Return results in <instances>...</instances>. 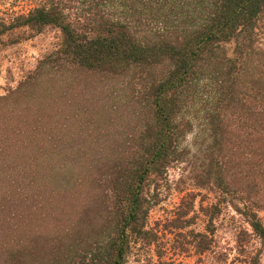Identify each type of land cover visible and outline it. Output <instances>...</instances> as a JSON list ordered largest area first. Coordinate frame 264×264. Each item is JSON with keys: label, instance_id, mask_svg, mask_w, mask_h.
Returning <instances> with one entry per match:
<instances>
[{"label": "trees", "instance_id": "trees-1", "mask_svg": "<svg viewBox=\"0 0 264 264\" xmlns=\"http://www.w3.org/2000/svg\"><path fill=\"white\" fill-rule=\"evenodd\" d=\"M60 4L46 0L9 25L0 21V37L20 26L61 27L59 52L67 61L72 53L79 67L118 86L108 93L112 101L81 106L88 114L72 139L78 108L57 103L52 124H46L48 116H27L25 128L2 140L12 151L0 157L9 158V170L22 171L11 180L26 181L30 189H18L26 213L19 230L27 240L20 249L13 247L19 241L14 238L7 255L1 246L9 245H0L1 264H126L132 244L150 233L149 204L156 195L150 196L151 182L160 183L169 166L185 158L189 133L213 141L204 142L208 153L233 143L249 155L250 168L264 169V0H93L96 9L115 5L121 12L113 18L97 9L92 19L106 34L86 42ZM50 89L57 91L53 83ZM66 92L60 96L68 102ZM72 141L89 152V161L62 149ZM71 157L78 158L73 165ZM227 160L223 155L221 169ZM88 178L92 186L79 191ZM252 226L264 237L263 223ZM45 232L54 234L58 249L46 247L50 251L43 254L38 239ZM205 238L199 241L202 250L210 244ZM238 245L243 248V241Z\"/></svg>", "mask_w": 264, "mask_h": 264}, {"label": "rangeland", "instance_id": "rangeland-1", "mask_svg": "<svg viewBox=\"0 0 264 264\" xmlns=\"http://www.w3.org/2000/svg\"><path fill=\"white\" fill-rule=\"evenodd\" d=\"M59 1L64 8L62 13L65 20L71 23V28L77 31L82 42L106 34L99 22L92 19L100 12L97 9H107L112 12L110 16L113 18L120 16L121 12L115 5L102 8L98 6L96 9L90 5L93 0ZM45 2L46 0H0V21L9 25L16 15L27 13ZM63 42L61 27L52 25H47L42 30L28 26L14 27L1 35L0 142L15 128H25L27 116L34 120L39 115L44 118L48 116L46 124H52L57 119L53 109L57 103L65 105L67 110L71 108V111L78 108V115L71 118L72 139L88 114L85 111L82 113L81 106L89 108L98 102L102 104L112 101L108 98V93L118 86L116 80L102 81L98 73L79 67L74 62L72 53L71 63L67 61L66 54L59 52L64 47ZM131 71L128 70L127 73ZM76 77L80 81H76ZM52 83L57 88L56 92L50 89ZM86 83L90 92L84 96L83 87ZM62 90H67L70 101L65 102L64 98L62 100ZM90 95L92 99L87 100L86 97ZM119 100L122 102L121 98ZM89 101L90 104H87ZM69 104L71 106H67ZM37 123L39 124V118ZM111 132L118 130L113 129ZM65 133L68 135V131ZM38 135L41 136L40 132ZM76 139L84 143L81 136ZM8 142L2 141V154L12 151ZM204 142L208 144L213 141L189 133L184 140V145L187 146L185 158L173 162L160 183L151 182L150 196L156 195L149 204L146 229L150 233L146 240L132 244L126 264H249L254 260L258 264H264V237L255 233L252 226L255 220L264 225V169L250 168L249 155L233 149V143L228 142L223 152L208 153ZM63 148L66 152L70 151L71 155L76 154L78 158L89 161L85 157L89 152L81 149L79 143L72 141L70 148L68 144H64ZM223 155L228 157L225 169H221L219 164ZM78 158L71 157L70 165ZM7 161L8 157H0V245H9L1 246L5 249L4 255L11 251L7 249H11L10 244L14 238L17 237L19 241L13 247L20 249L27 240L26 236L23 237L22 230H19L23 224V214L26 213L24 196L18 189H30L26 181L11 180L13 176L10 175L20 169L15 166V171L9 170L10 164ZM90 185L88 178L79 191H85ZM18 196H22L23 201ZM13 222L17 225L14 231L10 228ZM53 237L54 234L45 232L38 239L43 254L50 251L45 250L46 247H56L52 242ZM201 238L210 241L204 250L199 244ZM239 240L243 241V248H239ZM62 250L63 247L60 248ZM19 257L21 258L20 254Z\"/></svg>", "mask_w": 264, "mask_h": 264}]
</instances>
